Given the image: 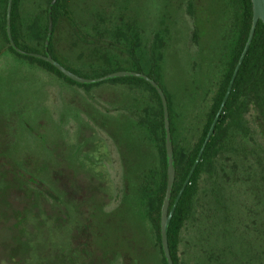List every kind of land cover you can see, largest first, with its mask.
I'll return each mask as SVG.
<instances>
[{
	"label": "rangeland",
	"instance_id": "obj_1",
	"mask_svg": "<svg viewBox=\"0 0 264 264\" xmlns=\"http://www.w3.org/2000/svg\"><path fill=\"white\" fill-rule=\"evenodd\" d=\"M66 3L80 28L79 36L60 21L54 53L77 70L105 67L109 62L102 58L103 51L82 40L103 31L100 15L113 22L109 30L131 23L141 40L137 47L145 68L156 59L159 80L171 100L176 143L189 152L202 134L232 63L240 35V9L231 13L230 0ZM234 4L240 5V0ZM45 7L46 0L21 4L26 42L40 52L43 45L34 26L45 24ZM106 52L130 65L127 53ZM156 106V99L144 88L102 84L87 90L71 85L16 56L0 34V264H90L89 248L86 255L82 250L83 241H88L84 233L90 232L89 199L78 205L80 212H72L70 206V210L59 209V188L51 172L58 168L61 150L84 173V180L87 175L89 181L91 173L100 191L110 174V196L103 199L100 193L94 210L99 232L89 238L91 247L95 244L96 250L108 254L106 264H163L156 229L148 219L151 195L142 190L135 206L134 190L129 192L121 180L115 153L108 164L104 128L110 119L132 139L140 137L143 189L144 173L151 176L148 183L156 181L153 170L159 146L156 137L140 126V117ZM259 113L249 107L241 130H230L201 172L192 214L180 236L179 264H264V122ZM12 163L26 176L24 185L33 195L23 205L14 201L12 188L6 189L14 175L9 180L2 177L9 175L6 164ZM84 193L74 188L75 198ZM20 209L24 221L16 214ZM95 256L96 264H102L103 252Z\"/></svg>",
	"mask_w": 264,
	"mask_h": 264
},
{
	"label": "trees",
	"instance_id": "obj_2",
	"mask_svg": "<svg viewBox=\"0 0 264 264\" xmlns=\"http://www.w3.org/2000/svg\"><path fill=\"white\" fill-rule=\"evenodd\" d=\"M8 1L9 0H0V34L5 40V43L7 44L8 49L12 53H14L16 56L22 59L29 60L32 63H37L39 64V66H41L48 72L65 80L69 84L84 87L87 90L93 87L100 86L102 84H111V85L122 84V85H127L130 88H144L148 92H150L152 96L156 99L157 109L155 111H152L151 113L144 114V117L142 115V117H140V126L143 127L144 132L148 131V134H150L152 137L155 136L157 139L158 146H159L158 147L159 156L161 157L163 168H164V178H163L161 185H159V187L155 189L153 188L154 187L153 183L147 182V180L150 179V176L147 175V177L144 180V183H143L144 186H143V189H141V192L143 190V193H146V195L148 193L151 195L152 199H150L151 207L148 213V219L151 222V224L154 226V228L156 229L157 240L160 245V251L163 257V264H167V261L164 257V253H163L162 246H161V232H160L161 207H162L163 200L165 198L166 189H167V155H166V147H165L164 110H163V105H162L159 94L157 93V91L154 89V87L150 83L146 82L143 79L136 78V77L115 78V79H110V80L100 82V83H95V84H79L77 82H74L70 78L66 77L63 73H61L53 65L41 59H37L34 57H30V56H26V55H22L18 53L15 49L11 47L9 43L8 35H7ZM66 1L67 0H58L52 7L53 33H52V38L49 44V53L52 55V57L57 62H59L62 66L72 71L73 73L81 77H85V78H98V77H102L110 73H113L116 71H122V70L144 73L145 75H148L150 78L156 81L163 89L166 95L167 101H168L170 128H171V134H172V143H173V148H174V160H175V168H176L175 183L173 186L172 196H171V206H170V209H171L204 143V140L211 127V124L226 94L227 87L229 85V82L235 70V67L238 63V60L246 45L249 32L251 29V25H252V18H253V9H252L251 0H240V5L243 4V18H241L242 20L240 21V35L237 40V44L235 46L232 63L227 72L225 81L220 87L219 92L214 99L212 109L209 113L206 124L203 128L202 134L198 142L194 145V147L189 152H185L176 143V140L174 137V128L172 125L171 100L164 86L159 80L156 59L153 58L151 63L148 65L149 67L145 68V66L141 62V59H140L141 55L137 47V45L140 44L139 41L141 40L139 38L137 30H135V28L131 25V23L126 24L124 26H120V28L116 27L113 30H109L110 27H113L112 26L113 22L109 20L107 23V20L105 19V17H103V15H100L102 17L100 21L103 25V28H102L103 31L98 32L94 37L92 35L88 36V40L81 39L85 44H91L97 47L95 51L96 50L98 52L103 51L102 58L104 59L105 62H109V63H106L108 65L105 67L92 68L91 69L92 71L90 70L88 72L77 70L69 66L68 64H66L63 60H61L54 53L55 31L60 21L67 22V24L70 26V29L74 33V35L79 36L80 28L77 27L74 21V18L71 15L72 14L71 11L67 8ZM52 2L53 0H46L45 24L41 26L36 24V26H34V29L36 30V35H37V38L36 37L35 38L39 40L43 45L42 50L40 52L38 50L30 48L28 43L26 42L25 27H24L22 11H21L22 0H13L11 29H12L13 39L16 45L20 49L29 51V52L45 54V42L48 36L49 21H50L49 10H50V6ZM121 19L120 21H122ZM106 45H116V47L111 49V48L106 47ZM108 50L121 52V55L123 56H126L125 53H127L128 55L127 59L130 61V65L124 66L122 61L119 58L109 56V52H106ZM96 58H98L99 60L100 57H96ZM250 106H254L260 112L259 114L264 122V24L261 21H259L257 25L253 42L242 64L239 74L236 78L233 91L226 104L224 113L220 117V120L215 128V133L212 136L211 140L209 141L207 148L203 154L202 160L197 166V169L195 173L193 174L191 181L187 185L182 197L180 198L177 204V207L175 209L173 218L171 220L169 230H168V241H169V248L171 251V255H172V258L175 264H179L178 250H179V244H180V236H181V232H182V229L185 223L187 222V220L190 218L192 214L195 197L199 190V186H198L199 176L201 172L203 171V169H205L206 166H209V163L214 158L218 149L220 148L224 140L229 136L230 130L234 128L241 130V122H242L243 116L248 111ZM138 113L136 111L137 115ZM137 124H139L138 121L136 122V129H137ZM245 134L248 136L250 133L246 131ZM139 135L141 136V134ZM6 166L9 167L8 174L10 176L7 174H3L2 177L5 180H9L8 178L14 175L13 180L11 179L9 181V186L7 185L6 189L12 188L15 194L14 201L23 205L27 202L28 195L29 196L32 195L30 194L29 191L26 190V187L24 185L27 178L24 175V173L19 172L20 167H18L14 163H12L11 165L6 164ZM51 173H52V181L58 187L57 170L56 171L53 170ZM27 181H30L34 184L32 180H27ZM35 187L37 190L42 191L41 185L39 184L37 185L35 183ZM79 188L83 189L81 184L79 185ZM83 190L86 191L85 189ZM66 191L67 193H69L68 190ZM86 198H88V195L84 193L82 196L78 197L77 200H75L78 203L77 207H75L76 211L78 210L80 212L79 208L85 204ZM5 201H7V199H5ZM67 203L69 206L70 202L67 201ZM81 203L83 204L80 207H78V205ZM64 209L66 210L67 208H64ZM67 210H70V209H67ZM16 214L19 215L18 219L20 221L21 220L24 221V212L22 209H20ZM84 236H85V239H87L86 232L84 233ZM86 245H87L86 240H84L82 250L85 253V255L87 254Z\"/></svg>",
	"mask_w": 264,
	"mask_h": 264
},
{
	"label": "flooded vegetation",
	"instance_id": "obj_3",
	"mask_svg": "<svg viewBox=\"0 0 264 264\" xmlns=\"http://www.w3.org/2000/svg\"><path fill=\"white\" fill-rule=\"evenodd\" d=\"M231 1V13H236L240 9L241 11V18H243V4H234V0ZM242 19H240L241 21ZM104 128L105 132L108 136V142L106 146V158L108 160V164H111V161H113L114 157L113 154L118 157V162L120 164V167L122 169V176L121 180L123 183L126 184V189H129V192H132L134 190V196H135V206H137L141 197V186H142V177H143V162H142V153L140 148V137L135 136L133 139L125 132L121 131L120 129H116L114 123L107 119L104 122ZM211 140V139H210ZM205 141V140H204ZM61 156L58 159V168H57V176H58V188H59V195L57 199L59 200V209L63 211L64 208H67L68 203L70 202V207L72 208V212L77 207V200L78 198H75L74 196V188L77 186L79 187L80 183L82 188L86 190V194L88 195V199L90 202V219L88 224V229L90 232L87 234V247L88 250V258L90 260V264H96V262L99 261V258H96V254L102 253L104 254V257L100 260L102 264H106L108 261V254L102 250H96L95 244H92V247L90 246L89 238L90 236L92 238L95 237V235L99 232V227L97 224V220L95 219V205L98 202V198L100 199V193H102L103 199H107L110 196V190L111 186L108 189L107 188V182L110 183V174L107 177V179L104 182L103 189L100 191L99 187H97L91 179L92 175L90 173L89 181L88 176L86 175L85 180L82 178L84 176V173L79 172L77 168L75 167V164L72 160L67 158L65 156V151L61 150ZM113 157V158H112ZM155 167H154V173L156 177V181L153 182L155 189L161 185L163 178H164V168L163 163L161 160V157H157L155 160ZM116 162V161H115ZM149 175V172H147ZM88 174V172H86ZM147 175L144 173L145 178ZM150 176V175H149ZM151 177V176H150ZM153 181V180H152ZM134 186V188H131ZM68 190L69 193H67L66 190ZM140 195V196H139ZM67 204V205H66ZM125 236V234H124ZM97 247V246H96ZM96 250V251H95ZM107 254V255H106ZM262 261L264 262V252L261 255ZM106 259V261H105Z\"/></svg>",
	"mask_w": 264,
	"mask_h": 264
},
{
	"label": "water",
	"instance_id": "obj_4",
	"mask_svg": "<svg viewBox=\"0 0 264 264\" xmlns=\"http://www.w3.org/2000/svg\"><path fill=\"white\" fill-rule=\"evenodd\" d=\"M58 0H53L50 6L49 10V29H48V36L45 42V54L43 53H35V52H29L20 49L12 35V29H11V16H12V6H13V0L8 1V9H7V35L9 39V43L13 49H15L18 53L30 57H34L37 59H41L54 67H56L61 73H63L66 77L70 78L74 82H77L79 84H95V83H100L104 82L110 79H115V78H125V77H136L145 80L146 82L150 83L154 89L157 91V93L160 96L162 105H163V110H164V127H165V147H166V155H167V189L165 193V198L163 200V204L161 207V222H160V232H161V246L162 250L164 253V257L167 261V264H175L174 260L171 255V251L169 248V241H168V230L169 226L171 223V220L173 218L175 209L177 207V204L182 197L187 185L191 181V178L193 177V174L195 173L197 166L202 160L203 154L207 148V145L212 138V136L215 133V128L220 120V117L224 113V109L226 107V104L229 100V97L233 91V87L236 81V78L239 74V71L242 67V64L247 56V53L251 47V44L253 42L255 32L257 25L259 21H261L264 24V0H251L252 2V9H253V18H252V25L251 29L249 32V36L246 42V45L244 47V50L238 60V63L235 67V70L233 72V75L231 77V80L229 82V85L227 87L226 94L222 100V103L220 105V108L211 124V127L209 129V132L205 138V141L198 153V156L186 178V181L180 190L175 203L173 204L172 208L170 209L171 206V196H172V190L173 186L175 183V177H176V168H175V160H174V148H173V143H172V134H171V128H170V118H169V109H168V101L166 98V95L161 88V86L154 81L152 78H150L148 75H145L144 73H138L135 71H127V70H122V71H116L113 73H110L108 75L98 77V78H85L81 77L72 71L68 70L64 66H62L59 62H57L52 55L49 53V44L52 38V33H53V20H52V7Z\"/></svg>",
	"mask_w": 264,
	"mask_h": 264
}]
</instances>
